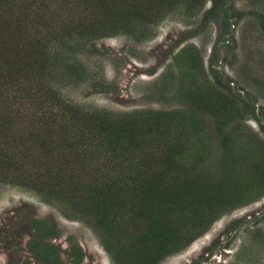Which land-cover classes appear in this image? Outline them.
<instances>
[{
  "label": "rangeland",
  "instance_id": "1",
  "mask_svg": "<svg viewBox=\"0 0 264 264\" xmlns=\"http://www.w3.org/2000/svg\"><path fill=\"white\" fill-rule=\"evenodd\" d=\"M21 1L20 10L30 12L14 34L4 29L7 42L0 43L38 41L50 59L45 65L36 59L32 74L19 77L20 51L7 46L11 63L3 58L0 66V83L7 79L0 105L26 93L13 134L3 133L0 120V264H121L105 250L111 237L94 214L82 201L74 206L76 190L49 194L46 201L33 188L56 158L71 156L70 142L84 124L95 128V116L119 123L118 140L141 112L173 111L186 112L177 123L187 124L180 139L188 155L166 183L192 184L193 200L183 203L185 211L174 207L161 224L177 246L159 254L157 264H264V193L223 210L207 227L193 224L205 208L198 201L205 204L236 174L250 178L251 166L264 162V0H94V10L78 0H56L51 8L60 9L41 22V5ZM208 91L214 104L238 110L224 128L194 97ZM218 91L223 100L215 102ZM190 215L193 228L183 227ZM126 221L133 232L145 226ZM34 242L51 245L53 256L40 258Z\"/></svg>",
  "mask_w": 264,
  "mask_h": 264
},
{
  "label": "trees",
  "instance_id": "2",
  "mask_svg": "<svg viewBox=\"0 0 264 264\" xmlns=\"http://www.w3.org/2000/svg\"><path fill=\"white\" fill-rule=\"evenodd\" d=\"M78 1L87 3L88 8L94 2V0ZM175 1L182 2V0H172L171 3ZM55 2L56 0H32L33 7L38 8V5H41L40 22L51 9H60L55 6L51 8ZM22 7L24 8L21 0H0V42L3 41L4 44L7 42L4 29L9 26L6 30L14 34L24 13L30 12L26 8L24 11L20 10L23 9ZM7 46L8 49L17 48L20 51L19 60L22 66L16 67L19 77L25 78L29 73L32 74L30 67L36 59L43 60L44 65L50 59L43 44L26 38L20 46L10 42L3 46L0 43V66L5 60L8 61L4 55ZM6 81L0 84L3 85ZM11 82L15 86L20 83L16 79ZM194 95L196 100L199 95L198 102L201 106L216 116L220 128H224V124L235 115L233 113L238 111L237 108L234 111L235 108L227 106L225 102V110L224 107L214 104L209 91ZM216 96L215 102L223 100L221 92L218 91ZM24 97L19 100L16 96L10 95L7 99L1 100L3 106H0L13 114L11 118L8 113L6 114V109L4 111L0 108V120L5 121L2 128L4 134L14 133L17 118L21 117ZM9 104L14 105V109H10ZM185 113V111L141 112L137 117L139 123L134 119L135 123H132L118 140L113 138V134L114 130L120 128L119 123L116 121L112 124L108 117L95 116V128H88L84 124L79 129L80 135L75 141L70 142V146H73L75 151L70 152L69 157L62 155L56 158L53 164L45 169L47 172L45 180L40 182L39 188L33 190L43 197L46 195L47 201L49 194L63 195L66 189L72 187L76 190L73 191L75 196L77 194L79 197L78 203L74 206H78L82 201L81 205L94 214V220L101 226L103 235L106 233L111 237L104 241L108 253L121 264H157L160 259L159 254L170 253L177 246V242L170 245L173 239L169 232L167 234L164 231L170 228L166 226L161 228V224L166 220V216L170 217V210L175 207L185 211L188 207L183 203L193 200L192 184L184 186L179 183H166L171 179L169 172L176 173L180 167L178 160L185 159L184 157L188 155V149H185L180 139L186 131L187 124L183 121L177 123ZM194 118L195 115L192 120ZM159 142L170 143L164 149L156 146ZM261 158L264 161V155ZM158 162L160 167L155 168L154 164ZM74 164L80 168L77 169ZM258 166H251L252 170L248 174L250 178H241V175L236 174L234 178L223 180L221 188L219 186L221 190L209 196L205 204L198 201L197 203L206 209L204 208L203 213L196 214L193 224L200 222L201 226L207 227L223 210L241 205L243 201H249L264 193V162ZM82 170H85L84 173L81 172ZM193 194L197 195L194 190ZM190 203L192 202L188 204ZM218 206L220 209L217 208ZM216 209L218 211L213 213ZM210 211L212 213H209ZM191 216L184 220L183 227L191 225L193 228ZM127 219H139L145 223V226L136 227L137 230L133 232L130 229L133 225L129 226ZM40 223L41 221H36L37 225ZM31 246V249L42 259L48 260L54 254L51 245L34 242ZM42 247L46 248L45 252H41ZM80 257L81 255L76 262L80 261Z\"/></svg>",
  "mask_w": 264,
  "mask_h": 264
}]
</instances>
